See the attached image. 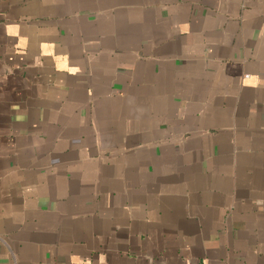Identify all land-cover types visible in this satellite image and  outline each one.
Listing matches in <instances>:
<instances>
[{
  "label": "crops",
  "instance_id": "0c3cea01",
  "mask_svg": "<svg viewBox=\"0 0 264 264\" xmlns=\"http://www.w3.org/2000/svg\"><path fill=\"white\" fill-rule=\"evenodd\" d=\"M0 264H264V0H0Z\"/></svg>",
  "mask_w": 264,
  "mask_h": 264
}]
</instances>
